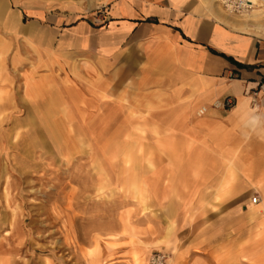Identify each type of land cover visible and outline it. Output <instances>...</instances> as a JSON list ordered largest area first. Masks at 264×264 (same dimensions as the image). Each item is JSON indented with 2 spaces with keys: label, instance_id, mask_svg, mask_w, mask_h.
<instances>
[{
  "label": "crops",
  "instance_id": "obj_1",
  "mask_svg": "<svg viewBox=\"0 0 264 264\" xmlns=\"http://www.w3.org/2000/svg\"><path fill=\"white\" fill-rule=\"evenodd\" d=\"M73 78L165 115L191 165L196 264H264V18L218 0H0V115Z\"/></svg>",
  "mask_w": 264,
  "mask_h": 264
},
{
  "label": "rangeland",
  "instance_id": "obj_2",
  "mask_svg": "<svg viewBox=\"0 0 264 264\" xmlns=\"http://www.w3.org/2000/svg\"><path fill=\"white\" fill-rule=\"evenodd\" d=\"M132 99L56 80L37 104L0 115V264H147L160 251L196 264L205 254L190 161L176 160L157 104Z\"/></svg>",
  "mask_w": 264,
  "mask_h": 264
},
{
  "label": "built area",
  "instance_id": "obj_3",
  "mask_svg": "<svg viewBox=\"0 0 264 264\" xmlns=\"http://www.w3.org/2000/svg\"><path fill=\"white\" fill-rule=\"evenodd\" d=\"M222 8L235 16H251L256 14L264 18V0H218ZM219 105L230 107L233 105V100L228 97ZM207 112V107L199 108L198 114L204 115ZM258 198L253 197V202H257ZM169 256L165 252H155L151 255L148 264H168Z\"/></svg>",
  "mask_w": 264,
  "mask_h": 264
},
{
  "label": "bare ground",
  "instance_id": "obj_4",
  "mask_svg": "<svg viewBox=\"0 0 264 264\" xmlns=\"http://www.w3.org/2000/svg\"><path fill=\"white\" fill-rule=\"evenodd\" d=\"M18 137V136H17ZM252 201H253V199H252ZM147 264H148V261H147Z\"/></svg>",
  "mask_w": 264,
  "mask_h": 264
}]
</instances>
